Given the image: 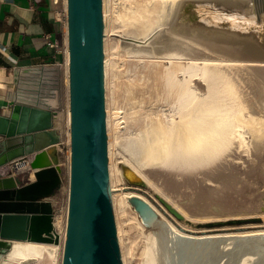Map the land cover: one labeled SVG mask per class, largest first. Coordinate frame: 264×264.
<instances>
[{"label": "bare ground", "instance_id": "bare-ground-1", "mask_svg": "<svg viewBox=\"0 0 264 264\" xmlns=\"http://www.w3.org/2000/svg\"><path fill=\"white\" fill-rule=\"evenodd\" d=\"M189 2L198 6L199 22L190 23L184 17ZM258 2L103 0L108 170L123 264H130L128 257L135 243L141 249L143 264H264V229L217 233L214 228L178 227L158 215L146 218L149 210L137 202L131 203L132 199L145 201L140 192L146 191L127 184L131 177L141 179L142 185L159 194L177 214L192 221L194 217L188 210L196 209H188L192 203L185 206L178 196L173 198L176 192L171 196L172 183L185 186V181L192 178L198 183L215 184L218 177H231L235 167L249 168L251 175H264V46L249 31V21L241 20L258 11ZM215 8L226 14H215ZM222 20H231L225 29ZM246 31L249 32L244 34ZM117 37L129 43H121ZM119 57L122 66L128 63L124 73L119 70ZM66 63L68 66L69 56ZM123 74L130 81L120 86L118 81ZM41 75L28 79L32 88L16 89L10 102L53 112L59 105L58 84L53 78L41 83ZM66 83L69 94V74ZM120 88L125 105L123 129L119 124L123 112L119 111L117 100ZM67 104L65 133L70 144L71 114ZM56 128L62 136L64 126L59 122ZM57 148L58 144L33 154L31 164L37 170L52 165L59 172ZM17 168L20 170V165ZM68 177L70 180V154ZM27 181L34 182L33 177ZM247 181L256 188L257 183ZM6 183L11 185L0 188L20 184L12 175L0 176V184ZM174 186L173 192L177 188ZM67 192L66 213L53 216L55 238L50 242L10 241L9 250L0 256V264H62L69 189ZM257 192L249 210L264 217V189ZM194 195L197 199L199 193ZM218 207V212L225 214V208L221 212ZM122 218L138 229V241L127 237ZM230 228L220 230H233Z\"/></svg>", "mask_w": 264, "mask_h": 264}, {"label": "water", "instance_id": "water-1", "mask_svg": "<svg viewBox=\"0 0 264 264\" xmlns=\"http://www.w3.org/2000/svg\"><path fill=\"white\" fill-rule=\"evenodd\" d=\"M211 6L214 8L213 3ZM197 8L193 2L187 4L184 17L188 22L200 21ZM214 12L226 14L216 8ZM256 19L243 16L241 20L249 21V31L264 46V26ZM231 20H222V28ZM67 32L70 180L62 264H123L108 170L103 0H67ZM54 114L21 103L0 114V168L60 145ZM34 174V182L0 188V256L9 250L10 241L50 242L55 238L53 208L47 199L58 188L60 174L52 165L36 169Z\"/></svg>", "mask_w": 264, "mask_h": 264}, {"label": "rangeland", "instance_id": "rangeland-1", "mask_svg": "<svg viewBox=\"0 0 264 264\" xmlns=\"http://www.w3.org/2000/svg\"><path fill=\"white\" fill-rule=\"evenodd\" d=\"M258 1H259L258 2V4H259L258 11L257 12L254 11L248 17H253L255 19L257 18L255 20L256 22L264 23V0H258ZM117 38L121 43H126V42L129 43V41H126L123 38H120V37H117ZM119 59H120V57H119ZM119 62H120L119 70H121L120 72L124 73L128 67V63L126 65L122 66V59H120ZM56 68L58 69V75H59V77H58L59 80L57 82L58 83L57 92H58V103H59V105H57V107H55V109L53 110L54 113L56 112L54 114L53 124H54L55 129H57L56 127H58V124L60 122L62 124V128L64 126V128H63L64 129V132H63L64 135L62 134L61 143H60V145H58V148L56 149V152H57L56 158L58 160L57 165H59L58 168L60 169L59 174L61 173L60 174V184H59L58 188L56 189V191L54 192V194L47 200L52 205L53 216H54V214L64 216V214L66 213V210H67V202H68V192L67 191L69 189L67 157H68V154L70 152V149H69V144L67 141V136L65 133L67 130L66 125H65V120H66V111H67L66 108L68 106L67 103L69 102V94L67 91V83H66V79H65V75H64V69H63V66L61 65V62L56 63ZM129 75L132 77L134 75V71L132 70L131 73H129ZM32 76H34V72L31 73L30 75H28L27 77L26 76L22 77L20 79V83H19L18 87H22L24 89L32 88L30 86V84L28 83V79ZM128 81H130V80L127 79L126 76L123 74L121 76V78L119 79L118 84L120 86L121 85L124 86L126 83H128ZM117 100L120 102L119 106L121 107L119 111L123 112V114H121V117L119 120V124L122 123L121 125L123 126L122 127L120 125V129L121 128L123 129L125 126V124L123 123L124 122L123 116H124L125 105H124V98L121 95V88H120V91H118V93H117ZM29 159L32 160V157H29ZM33 165H35V164H33ZM246 165H249L248 161H247ZM32 166L31 167L28 166L26 168H21L17 172L14 171L15 173H12L11 168L9 166H6L5 168L1 169L0 172L5 171L6 172L5 175H7V176H11L10 174L15 175V177H16V179H18L19 183H21L23 181H27L31 177H33V181H34L35 180L34 172L36 171V168H35V166H33V167ZM235 169H237V170H235V171L233 170L234 171L233 174H230L231 177L234 176L233 179H231V177H229V174H228L229 179L227 176H225L227 179H225L224 177L223 178L220 177V179H218L219 177L217 178L218 182L216 181V183H219V186H217L216 183H215L216 185L213 183L209 184L208 182L198 183L196 179H192V178H188L187 181H185V183H186L185 186H184V184L178 185V183L175 184V182H174L175 186L178 185V186H176L177 188H174L175 189L174 192H173L174 184L172 183L170 185V188L172 187L171 188L172 191L170 190L171 196H174V195L176 196L173 198L177 199V196H178V199H182L181 200L182 202L185 203L186 201H188L185 204L183 203V205L187 206L189 203H192V204H194V202L196 203L193 206H192V204H190L191 206L188 205V207H187L188 209L189 208L192 209V207H193L194 210L196 209L195 212L199 210V213L197 212L198 214H194L195 212L193 210H191V212H190V210H188L189 213H191V215L194 217V220H192V221H186V219L184 218L183 215L182 216L180 215L181 218H177L174 214H172L166 208V206H165L163 200L161 199L160 195L156 194L153 190L149 189L147 187V185H142L141 183L143 181H141V179L137 180V177H136V179L134 177H131L130 181L136 180V181H140V183L131 184V183H129V180H128L127 184H128V186H131V187H141L142 189H144L146 191V192H140L141 195L144 197L145 201H135V203L137 202L138 205H141V204H142V206L144 205L143 208L145 210H146V207H148V209H150L146 218L154 216V215H158L160 218H162V220L164 222H170L173 225L178 226V227H179V225L189 226L190 228L196 229V230L214 228V229H218L217 233H222V232H253L256 230L264 229V227H263L264 226V217L259 216L260 214L258 215L259 217L257 215H253L252 213L255 210H252V211L249 210L250 208H252L251 207L252 206L251 201H252V199H254L253 197H256L255 195L258 194L257 191L258 190L262 191L264 189V175H260L261 173H259V174L255 173V174L251 175L249 168L246 170H242L239 167H235ZM5 175L2 174L0 176L5 177ZM244 177H245V179H244ZM250 177H252V178H250ZM221 178H222V180H221ZM248 179L250 180V182H253L255 184L257 183L256 188L253 186H249L248 181L245 182ZM229 180H231L230 183H229ZM226 181H228L227 183H229V184H227ZM192 182H194V183L192 184ZM195 182H196V184H195ZM231 182L234 184H232ZM190 183L192 184V186ZM194 185L197 187L194 188L195 187ZM229 185H230V187H229ZM201 186H203V187H201ZM180 187L183 190H181ZM192 187L195 189V191H194V189H192ZM228 187L230 189H228ZM213 188L215 190H213ZM178 189H179V194H181L180 196L177 192ZM196 189H197V191H196ZM208 189H210V190H208ZM211 189L213 191H211ZM254 189L257 191H255ZM180 190L182 191V193L185 192V195L183 194L184 196L182 195ZM203 190H204V192H203ZM131 191H133V190H131ZM191 191H192V193H191ZM175 192H176V194H174ZM210 192H211L212 196L210 195ZM198 193H199V195H198ZM202 193L203 194L208 193L207 195H210V196L207 197L206 194H205L206 196H204ZM172 194H174V195H172ZM194 194L198 195L197 199H196V196ZM239 195H240V197H239ZM181 196H182V198H180ZM198 197L200 199L201 198L202 199L199 200ZM210 197L213 198V199H211L212 202L210 201V199H208ZM263 197H264V193H263ZM189 198H190L191 202L189 201ZM191 198H193V200ZM196 200H198V201H196ZM213 200H214V203H213ZM137 203H136V205H137ZM216 203H218L219 205ZM205 204L208 206L206 207ZM215 205L217 207H215ZM222 205H223V207H222ZM218 206H221V208H222L221 212L225 208V210L223 212L225 214L226 213L227 214L225 215L223 213H219L220 208ZM201 208H202L203 212L201 211ZM212 208H214V209L212 210ZM226 209H228V210H226ZM204 210L206 213L204 212ZM229 210H231V211H229ZM233 210H234V212H233ZM217 212L219 213V215L217 214ZM228 212H230V213L233 212V215L235 213V215H234L235 217H232V213L230 214ZM238 212L240 213L239 216L236 215V213H238ZM228 214L230 216L226 218V216H228ZM243 214H244V216H240ZM223 217H225V218H223ZM122 224H123V227L127 231V237L131 238V241H133V240L138 241V237H137L138 236V229L135 228L132 225V223L125 222V219H123V218H122ZM227 227H231L230 229H233V230H225V231L220 230L222 228H227ZM136 244L137 243H135L134 245L131 246L132 252L128 257L129 262H130V264H143V260L141 257V249L138 248L139 246L137 247Z\"/></svg>", "mask_w": 264, "mask_h": 264}, {"label": "crops", "instance_id": "crops-1", "mask_svg": "<svg viewBox=\"0 0 264 264\" xmlns=\"http://www.w3.org/2000/svg\"><path fill=\"white\" fill-rule=\"evenodd\" d=\"M61 7L53 0H0V114L10 112V96L19 88L22 77L33 72L42 74L43 68L38 66L63 60L46 41V36L60 40L66 31L58 17Z\"/></svg>", "mask_w": 264, "mask_h": 264}, {"label": "built area", "instance_id": "built-area-1", "mask_svg": "<svg viewBox=\"0 0 264 264\" xmlns=\"http://www.w3.org/2000/svg\"><path fill=\"white\" fill-rule=\"evenodd\" d=\"M53 2L55 5H61L62 6L61 11L58 12V17H59V21H60L61 25L64 28H66V31L61 34L60 40L52 39L51 36H46L47 47L49 49L54 50L56 55H60L63 57V60L61 61V65L63 66L65 79L67 80V74H69V73H67V69H66V67H68V71H69V64L67 66V63H66L67 56H69L68 32H67V0H53ZM38 67L43 68V73L40 76L41 77L40 78L41 83L42 82L44 83L46 79H47L46 81H50L51 78H53L54 81H56V83L58 82L59 75H58V69L56 68V64L55 65L43 64V65H40ZM47 69H51V72H49L50 74L48 73ZM40 86H41V84H40ZM69 149H70V144H69ZM67 163H68V157H67ZM18 165H21L20 168H26L28 166L29 167L32 166V164L29 160V157L18 159L12 163H9L6 166H9L11 168V172L15 173L19 170V168H17Z\"/></svg>", "mask_w": 264, "mask_h": 264}, {"label": "trees", "instance_id": "trees-1", "mask_svg": "<svg viewBox=\"0 0 264 264\" xmlns=\"http://www.w3.org/2000/svg\"><path fill=\"white\" fill-rule=\"evenodd\" d=\"M3 64V62H2V59H1V55H0V65H2Z\"/></svg>", "mask_w": 264, "mask_h": 264}]
</instances>
